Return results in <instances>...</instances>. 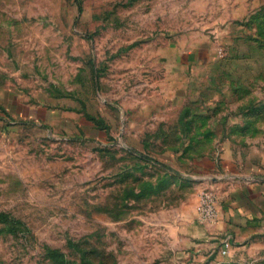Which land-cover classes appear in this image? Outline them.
Listing matches in <instances>:
<instances>
[{
    "label": "rangeland",
    "instance_id": "rangeland-1",
    "mask_svg": "<svg viewBox=\"0 0 264 264\" xmlns=\"http://www.w3.org/2000/svg\"><path fill=\"white\" fill-rule=\"evenodd\" d=\"M226 158L264 175V0H0V264H264L186 238Z\"/></svg>",
    "mask_w": 264,
    "mask_h": 264
},
{
    "label": "crops",
    "instance_id": "crops-1",
    "mask_svg": "<svg viewBox=\"0 0 264 264\" xmlns=\"http://www.w3.org/2000/svg\"><path fill=\"white\" fill-rule=\"evenodd\" d=\"M216 216L207 225L194 222L188 227L190 240L219 238L222 249L230 250L235 240L264 228V175L255 163L226 158L223 170L213 177Z\"/></svg>",
    "mask_w": 264,
    "mask_h": 264
},
{
    "label": "built area",
    "instance_id": "built-area-1",
    "mask_svg": "<svg viewBox=\"0 0 264 264\" xmlns=\"http://www.w3.org/2000/svg\"><path fill=\"white\" fill-rule=\"evenodd\" d=\"M215 200V193L212 191V189H204L201 191L198 209L202 219L213 220L215 218ZM222 252H225V250L222 249Z\"/></svg>",
    "mask_w": 264,
    "mask_h": 264
},
{
    "label": "trees",
    "instance_id": "trees-1",
    "mask_svg": "<svg viewBox=\"0 0 264 264\" xmlns=\"http://www.w3.org/2000/svg\"><path fill=\"white\" fill-rule=\"evenodd\" d=\"M160 165L168 167L166 164L162 163V162H158ZM169 168V167H168Z\"/></svg>",
    "mask_w": 264,
    "mask_h": 264
}]
</instances>
